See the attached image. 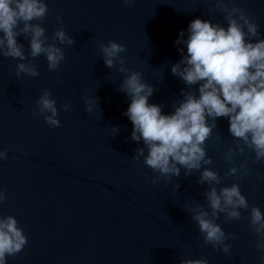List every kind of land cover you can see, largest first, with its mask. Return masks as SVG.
<instances>
[{
	"label": "water",
	"instance_id": "obj_1",
	"mask_svg": "<svg viewBox=\"0 0 264 264\" xmlns=\"http://www.w3.org/2000/svg\"><path fill=\"white\" fill-rule=\"evenodd\" d=\"M49 12L42 22L48 42L61 17L66 33L75 43L64 48L58 70L49 71L46 57L28 55L29 42L18 37L25 54L39 71L38 77H17L18 59L0 56V189L7 199L0 216H13L28 239L24 250L7 257L6 264H180L181 260L204 257L209 264H261L259 240L249 226L252 206L264 213V161L248 162L250 174L239 183L249 209L241 219L216 221L226 233H235L232 255L205 244L198 225L185 210L199 202L207 209L204 192L197 183L199 172L185 177L161 179L152 184L154 173L133 160L143 141L130 139L133 125L126 112L131 98L119 90L124 74L116 64L105 66L100 44L109 40L125 45V67L142 73V80L156 91L150 104L162 114L174 111L188 90L171 72L181 59L175 46L183 30L187 38L190 21L201 20L227 26L215 0H45ZM258 24L264 39V0H236ZM255 42V41H253ZM184 48L186 53V47ZM199 85L191 86L198 95ZM44 89L56 100L61 127L50 128L44 118H33ZM85 97L97 99L99 107L85 111ZM64 104L70 109L63 110ZM211 123V120L208 121ZM217 127L205 142L213 163L207 165L224 177L217 187L231 186L235 177L226 173L252 156L234 158L224 153L236 142L227 118H217ZM112 127L120 130L115 134ZM147 155V149H145ZM180 187L176 190L175 186ZM255 185V187H253Z\"/></svg>",
	"mask_w": 264,
	"mask_h": 264
},
{
	"label": "clouds",
	"instance_id": "obj_2",
	"mask_svg": "<svg viewBox=\"0 0 264 264\" xmlns=\"http://www.w3.org/2000/svg\"><path fill=\"white\" fill-rule=\"evenodd\" d=\"M123 2L131 7L134 0ZM215 6L223 13L226 27L196 18L189 23L187 38L182 30L175 41L181 59L172 65L171 72L189 88L181 90L183 99L174 106L171 114H162V106L149 103V97L156 89L142 80V73L124 66L125 60L120 54L125 51V45L109 40L107 44H100V50L105 66L113 68L119 64L117 71L124 74L119 90L131 98V103L122 115L127 116L133 125L130 139L142 140L145 146L138 147L132 159L140 162L143 158L147 167L159 173L155 178L146 177L154 185L161 179L179 177L181 168L185 177L199 172L197 183L208 185L204 192L207 209L195 202L194 207L187 205L185 210L198 225L204 243L231 257L232 245L226 241L235 240L236 234L226 233L216 221L220 214H224L227 221L241 219L240 209L248 210L250 206L239 183L250 174L249 161L253 164L264 161V39L254 18L238 7L236 0H215ZM48 12L45 0H0V56L20 61L16 66L17 77L40 75L28 60L18 37L28 40L30 57H46L49 71L58 70L65 59L64 48L58 44L72 47L75 43L66 33L59 16L60 27L48 42L42 27ZM180 45L186 47V53ZM194 85H199L198 95L191 88ZM97 99L85 97L86 112L91 113L94 107H99ZM70 107V104H64L63 110L67 112ZM31 115L33 118L42 116L50 128L62 126L57 119L56 100L50 89L43 90ZM221 117L228 119V131L236 142L235 148L224 153L225 161L233 164L237 154L245 155L246 149L254 153V159L248 156L238 167H231L226 175L235 177L236 182L218 188L224 177L206 167L213 161L207 155L205 142L217 127V118ZM112 128L118 134L120 129ZM7 158V150H0V161ZM179 187L176 184V190ZM6 199V192L0 189V204ZM249 226L259 237L255 246L260 252L261 264H264V213L258 206L250 208ZM27 243L17 219L11 215L0 216V264H6L7 257L21 253ZM180 264L209 262L201 257L181 260Z\"/></svg>",
	"mask_w": 264,
	"mask_h": 264
}]
</instances>
